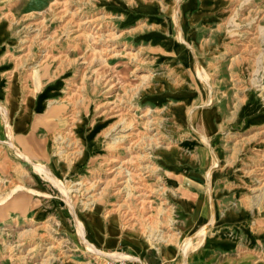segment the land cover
I'll return each mask as SVG.
<instances>
[{"label": "rangeland", "instance_id": "obj_1", "mask_svg": "<svg viewBox=\"0 0 264 264\" xmlns=\"http://www.w3.org/2000/svg\"><path fill=\"white\" fill-rule=\"evenodd\" d=\"M0 77V264H264V0H0Z\"/></svg>", "mask_w": 264, "mask_h": 264}, {"label": "crops", "instance_id": "obj_2", "mask_svg": "<svg viewBox=\"0 0 264 264\" xmlns=\"http://www.w3.org/2000/svg\"><path fill=\"white\" fill-rule=\"evenodd\" d=\"M0 80H2V77H0ZM13 85V89L14 91L17 90V84L14 80H11L9 86ZM9 90V88H8ZM31 102H29L28 100H26L24 102V107L23 109L21 110V114H25L26 116V120H25V125H26V129L23 131V132H18L16 133L14 136H21L22 133L26 132L27 129H28V126H27V121H28V117L30 116L31 117V114L33 113V109L34 107H36L37 104H32ZM40 104H38L39 106ZM33 108V109H32ZM13 113L16 115H18L17 113V108H15V110L13 111ZM97 215V218L100 222V228L101 230L99 231V237H100V241H101V244L102 245H105L106 247V250H119L120 249V252H115L113 254H115L114 256H112L111 258L113 259H119V260H125L128 264H146L145 262V259L143 258V261H140L138 259H136V254H132L129 249H128V246L125 245V244H121L120 243V236H121V232L123 230V228L118 224L117 220L114 218V222L116 223V226H114V229L116 231V234H113L111 237H109V232H108V228L106 227V222H104L103 220H101V217L99 216V214H96ZM107 221V220H106ZM146 252V248L144 250V253ZM144 253L142 254V257H144ZM112 254V253H111ZM132 255V258H126V257H123L121 255Z\"/></svg>", "mask_w": 264, "mask_h": 264}, {"label": "bare ground", "instance_id": "obj_3", "mask_svg": "<svg viewBox=\"0 0 264 264\" xmlns=\"http://www.w3.org/2000/svg\"><path fill=\"white\" fill-rule=\"evenodd\" d=\"M7 118H8V116H7ZM11 146L12 147H14V144H11ZM21 154V153H20ZM22 155V157L24 158V159H26V160H28L29 158L26 156V155H24V154H21ZM28 162H30V160H28ZM36 168H38V169H40L41 167L39 166V165H36L35 166ZM72 211H73V214H74V218H75V221H76V224L78 225V228H79V231H81L82 229H83V225H82V223L80 222V220L78 219V217H77V215H76V212L72 209ZM131 236V235H130ZM135 237V236H134ZM137 237H138V235H137ZM140 239V238H139ZM140 241V240H139ZM141 242V241H140Z\"/></svg>", "mask_w": 264, "mask_h": 264}, {"label": "built area", "instance_id": "obj_4", "mask_svg": "<svg viewBox=\"0 0 264 264\" xmlns=\"http://www.w3.org/2000/svg\"><path fill=\"white\" fill-rule=\"evenodd\" d=\"M103 264H128L125 260H110V259H106L103 261Z\"/></svg>", "mask_w": 264, "mask_h": 264}]
</instances>
